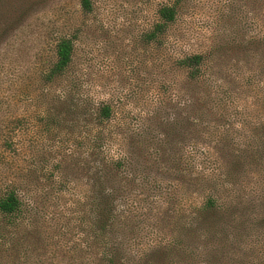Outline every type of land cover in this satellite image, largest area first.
<instances>
[{"label": "trees", "instance_id": "1", "mask_svg": "<svg viewBox=\"0 0 264 264\" xmlns=\"http://www.w3.org/2000/svg\"><path fill=\"white\" fill-rule=\"evenodd\" d=\"M184 1L159 6L146 44L164 45ZM39 2L19 0L0 10V38ZM79 6L83 13L93 10L92 0H79ZM76 38L74 32L59 36L53 60L39 71L43 88L32 121L10 116L9 100L0 96V264H12L2 253L12 248L17 231L33 227L40 206L48 217V200L76 182L85 191L66 204L62 223L50 218L57 222L56 264H237V220L219 193L222 179H231L236 164L244 163L239 150L246 147L233 116L204 90L205 55L173 57L166 64L183 72L184 82L171 84L161 65L159 104L135 128L115 124L109 102L78 90L69 76ZM29 134L33 141L26 150ZM204 150H217L224 161L220 176L214 152Z\"/></svg>", "mask_w": 264, "mask_h": 264}, {"label": "rangeland", "instance_id": "2", "mask_svg": "<svg viewBox=\"0 0 264 264\" xmlns=\"http://www.w3.org/2000/svg\"><path fill=\"white\" fill-rule=\"evenodd\" d=\"M17 1L0 0V10ZM92 2V12L83 13L79 0H40L0 38V96L9 100L10 116L32 121L35 96L43 88L38 73L53 60L55 43L63 34H77L69 76L76 79L78 90L109 102L116 112L115 124L135 128L159 104L161 65L171 84L184 82V73L166 64L173 57L204 54V90L213 92L220 110L233 116L246 147L239 150L244 163L236 164L231 179H222L219 193L221 203L232 206L237 220V264H264V0H185L161 47L146 44L143 37L157 21L159 6L172 0ZM32 141L29 134L23 148L29 150ZM216 151L213 157L219 162L215 168L222 170L220 176L226 168ZM213 167L211 162L207 168ZM70 187L71 191H57L48 200L44 213L48 217L40 206L48 198L42 196L33 227L17 231L12 248L2 253L4 261L56 264L52 254L57 222L50 218L61 224L66 204L85 191L81 182ZM185 196L180 191L182 200Z\"/></svg>", "mask_w": 264, "mask_h": 264}]
</instances>
